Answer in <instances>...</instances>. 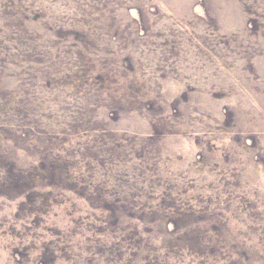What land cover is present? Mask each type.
Masks as SVG:
<instances>
[{
  "label": "rangeland",
  "instance_id": "1",
  "mask_svg": "<svg viewBox=\"0 0 264 264\" xmlns=\"http://www.w3.org/2000/svg\"><path fill=\"white\" fill-rule=\"evenodd\" d=\"M0 264H264V0H0Z\"/></svg>",
  "mask_w": 264,
  "mask_h": 264
}]
</instances>
